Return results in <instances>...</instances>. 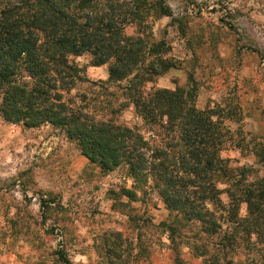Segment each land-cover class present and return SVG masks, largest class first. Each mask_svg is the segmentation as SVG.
Masks as SVG:
<instances>
[{
	"label": "rangeland",
	"instance_id": "obj_1",
	"mask_svg": "<svg viewBox=\"0 0 264 264\" xmlns=\"http://www.w3.org/2000/svg\"><path fill=\"white\" fill-rule=\"evenodd\" d=\"M110 1L106 11L115 15L146 7L142 21L131 16L136 22L126 24L124 34L134 39L131 45L143 40L137 59L146 67L159 71L163 59L173 65L150 76L144 89L194 87L197 108L209 109L221 122V155L227 162L217 187L235 191L237 183L247 188L259 179L263 167L255 151L264 142V0ZM88 12L100 15L97 8ZM92 60L89 52L71 56L67 85L52 89L58 83L50 81L49 96L31 93L39 80L25 70L15 77L17 86L0 81V264H66L61 252L72 264H174L179 254L200 264L191 248L215 238L201 233V241L171 243L168 227L178 213L165 199L166 183L157 181L161 170L155 161L177 158L182 140L165 127L166 117L152 126L134 106H123L128 99L118 85L127 79L111 80V63ZM100 121L135 128L143 138L131 157L123 151L111 169L91 160L82 147V133L96 138ZM220 198L228 205L227 192ZM201 206L223 222L222 206L205 200ZM246 207L240 205V217ZM207 249L214 252L211 245ZM257 258L246 264H263ZM236 260L233 256L228 264Z\"/></svg>",
	"mask_w": 264,
	"mask_h": 264
},
{
	"label": "trees",
	"instance_id": "obj_2",
	"mask_svg": "<svg viewBox=\"0 0 264 264\" xmlns=\"http://www.w3.org/2000/svg\"><path fill=\"white\" fill-rule=\"evenodd\" d=\"M108 1L110 5L101 0H0V81L17 86L15 77L25 70L39 80L31 93H35V97L49 96L50 81L58 83L52 89L67 85L64 78L70 77L67 72L74 69L69 61L71 56L89 52L94 65L110 62L111 80L128 81L125 86L118 85L128 99L122 105L134 106L143 121L152 126L163 123L166 117L165 127L173 129L174 135L182 140L178 142L181 148L177 150V158L169 163L163 159L155 161L161 170L157 181L167 186L163 194L168 206L178 213L175 222L168 227L171 243L175 244L178 238L201 241L204 239L201 233H204L215 239L207 237L198 247L191 248L196 258H202L200 264L205 263L207 256H210L209 264H228L233 256L237 257L235 264H246L250 259L258 261L257 256L264 264V142L255 151L263 175L247 188L237 183L235 191L227 187L219 189L216 177L224 171L227 162L221 155L225 144L221 122L209 109L197 108L194 87L187 91L182 87L144 89L150 76H158L173 65L163 59L159 71L153 65L146 67L137 59L144 47L143 40L133 42L140 45H131L134 39L124 34L126 24L136 22L131 16L142 21L146 7L121 16L106 11L112 6ZM87 8L99 9L100 15L86 14ZM74 76L81 80L79 75ZM21 87L26 90L25 84ZM97 129L96 138L91 132L82 133V147L86 155L98 160L104 169L116 166L118 155L123 151L131 157L136 151L135 143L143 140L135 128L108 121H100ZM120 139L123 140L120 144L115 143ZM157 152L163 154L160 150ZM171 169L177 176L168 175ZM225 192L229 196L228 205L222 204L220 198ZM204 200L226 210V215L221 216L223 222L207 209L204 211L201 206ZM242 203L247 206L244 217L239 216ZM230 215L233 218H228ZM210 245L213 253L207 249ZM251 250L256 257L250 258ZM242 254L244 258L239 259ZM182 256L177 255L174 264H197ZM60 258L72 264L64 252L60 253Z\"/></svg>",
	"mask_w": 264,
	"mask_h": 264
}]
</instances>
